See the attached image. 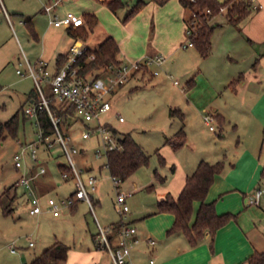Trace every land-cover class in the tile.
Instances as JSON below:
<instances>
[{"label": "crops", "instance_id": "0c3cea01", "mask_svg": "<svg viewBox=\"0 0 264 264\" xmlns=\"http://www.w3.org/2000/svg\"><path fill=\"white\" fill-rule=\"evenodd\" d=\"M144 2L138 12L126 22L122 21L121 29H110L105 38L111 35L116 39L118 59L122 62L161 55L164 60L154 64L161 66L166 58H173V64L178 59L185 81L180 90L183 98L166 106L169 117L177 119L175 126L167 125L162 129L161 142L156 148L159 161L162 155L164 164H171L165 180L160 183V195L148 204L144 202L129 217L130 208L124 218L120 212L124 222L136 225L139 238L131 248L129 260L131 264H251L247 258L256 251H264V0H249V13L237 22H230L224 12L214 15L211 19L215 24L212 47L206 57L194 45H182L187 39L190 11L180 0ZM122 8L114 13L103 0H91L87 11L98 18L92 31L104 18H110L111 12L117 14ZM4 21L3 25H7ZM83 25H86L85 19ZM70 38L66 50L59 53L68 52L76 40ZM83 42L87 44V41ZM58 54L52 65L46 61L51 71L56 68ZM152 66L133 72L126 82L133 83L130 92L144 88L160 74H154ZM118 87L111 94L117 92ZM173 108L179 109L183 116H171ZM208 113L214 116L216 127L214 130L209 128L212 132L207 133L205 127L209 125L205 115ZM125 121L124 117L120 122ZM181 127L185 129L186 141L173 148L166 140ZM227 151L231 155L228 162L225 158ZM201 160L223 162V169L215 175L205 201L214 202L216 212L228 214L229 218L214 234L207 230L197 243H192L184 232L171 230L175 214L159 211L158 202L167 194L178 196L187 177ZM58 168L61 170L59 165ZM87 170L89 173L94 171V166L89 164ZM44 175H40L36 182L43 199L51 196L47 194L49 189L41 186ZM257 188L263 189L260 203L249 204L248 199ZM26 200L28 203V198ZM199 206L200 201L195 200L190 223L194 221ZM96 234L93 237L95 249L89 248L84 253L88 254L84 264H102L105 251L97 247ZM149 237L155 238V244L148 242ZM70 252L71 249L67 260L61 264L67 263ZM77 252L72 251L71 255Z\"/></svg>", "mask_w": 264, "mask_h": 264}, {"label": "rangeland", "instance_id": "374dc122", "mask_svg": "<svg viewBox=\"0 0 264 264\" xmlns=\"http://www.w3.org/2000/svg\"><path fill=\"white\" fill-rule=\"evenodd\" d=\"M54 1L0 0V123L7 121L25 105L28 92L36 89L35 82L27 73L25 56L32 63L42 59L52 65L58 51H65L71 42L64 25L56 27L50 23L52 15L58 13L63 16L67 11L83 15L88 12L91 0H63L49 14L45 11V6ZM136 2L137 0H124V7L117 14L111 12L110 18H104L90 32L86 40L89 47L97 48L110 29H121V19ZM28 19L31 26L25 24ZM3 20L7 25H3ZM31 27L38 37L32 34ZM172 59L166 58L161 66H152V69L158 70L160 74L154 76L152 82L144 88L130 92L133 83L128 82L109 96L114 109L102 114V121L110 123L120 133L130 132L134 139L143 145L144 151L150 154L147 165L141 166L124 181L119 182V190L105 165L106 158H96L94 155L95 150L100 147L99 132H95L90 138L81 136L82 130L89 129V125H94L96 121L86 124L76 117L70 127L64 128L65 134L70 137V144L81 150L80 153L74 154V159L85 180L89 173V164L94 166V171L89 174L96 175L98 179L95 188L86 181L93 208L86 201L80 200L73 209L63 208L58 216L48 211L39 215L30 212V205L26 200L28 195L24 188L18 185L20 170L15 165L14 156L20 148V142L37 139L38 128L35 120L24 119L20 110L17 135L7 134L5 138L0 139V195L4 205L9 202L5 191L9 189L11 196L16 193L9 214H5L0 207V264H30L31 260L55 239L69 245L71 252L78 251L72 255L70 252L66 264H84V259L88 256L84 253L88 252L89 248L95 249L93 237L98 232L97 220L106 227L120 219L118 191L127 193L126 203L130 208L127 217L144 202L148 204L160 195L159 187L162 181L158 179L155 170L166 176L171 164L160 163L156 148L161 142L162 129L167 125L175 126L177 121L176 117H169L166 106L184 96L180 92L185 81L183 69L179 66L178 59L174 64ZM17 67L22 69L25 75L18 74ZM43 86L49 91L45 82ZM116 113L124 116L126 121L120 122ZM205 131L212 132L208 126ZM40 155L44 157L48 169L42 176L41 183V186L45 185L49 189L47 194L57 199L72 194L76 189L75 181L72 176L64 180L58 168V163L68 162L60 144L54 143L49 151H41ZM229 156L230 152L227 151L226 162ZM152 184V189H149ZM110 235L115 249L118 234L112 231ZM31 241L34 243L32 246ZM12 248H15L17 253H12ZM102 264H112L106 251Z\"/></svg>", "mask_w": 264, "mask_h": 264}, {"label": "built area", "instance_id": "2783aa9c", "mask_svg": "<svg viewBox=\"0 0 264 264\" xmlns=\"http://www.w3.org/2000/svg\"><path fill=\"white\" fill-rule=\"evenodd\" d=\"M61 1L63 0H55L49 3L45 6V11L51 14L53 9L56 8ZM207 11L210 12V9ZM50 23L54 26H79L84 23V18L73 11H67L63 16L58 13L53 14L50 18ZM186 33L187 35L191 33L190 28L187 27ZM182 45L183 47L191 46L193 42L187 38ZM89 48L90 47L83 41L76 39L68 50L67 60L56 71H51L48 68L47 62L42 59H38L35 63H32L28 57L25 56L27 73L35 82L39 94V98H31L28 100L25 105V112L30 118L35 120L38 131L37 139L30 142H20V148L14 157L15 165L17 169L20 170L18 185L23 187L27 193L30 212L33 214L39 215L43 211H48L58 216L61 214L63 208H72L80 200L86 201L88 205L93 208L92 200L87 190V184L95 188V183L97 182V178L94 174L88 173L86 180L83 178L81 173L82 170L78 168L74 159V154L80 153L81 150L75 145L70 144V137L60 128L62 119L57 111L51 109V98L47 96L43 83L45 82L47 84L48 90L52 94V99L57 103H70L75 106V115L77 118L81 119L86 124H90V122L94 120L96 121L94 125H89V129H83L81 136L83 138H90L92 134L99 132L100 147L95 150L94 155L96 158L104 156L107 162L108 153L121 147L117 136L112 131V125L108 122H103L101 118L102 114L110 112L113 109V103L109 99V96L116 87L126 83L133 72L148 68L154 64H159L164 60L163 56L157 55L147 56L143 59L130 62H121L119 64L108 63L104 67V71L101 75L95 76L91 72L81 75L80 70L84 62L79 61V59L83 56H87V60H93L96 57V54L91 52ZM17 72L25 75L20 68L17 69ZM153 73L158 74V70H155ZM176 83H178V81H176ZM43 108L48 111L55 128V132L52 134H44L43 130L38 125V111ZM116 115L120 121L124 120V116L119 113H116ZM205 121L211 130L215 129V118L211 113L205 115ZM54 143L60 144L62 153L68 161L65 164L70 169L61 170V175L65 180L72 176L75 181L76 189L72 194L63 199H57L53 196H48L43 199L37 190L36 182L38 177L46 174L48 169L44 157H41L40 154L41 151H44V153L45 150L49 151L54 146ZM112 178L119 190L120 180L116 177ZM262 193L263 189L257 188L254 194L249 197L248 203L258 205ZM126 199L127 193L118 191L117 203L119 204L123 218L129 210ZM97 226V246L99 249L108 252L112 264H131L129 260L131 248L133 244L139 242V238L136 236V226L124 222V225L118 232V240L115 249L112 245V238L110 237V232L113 231L112 226L104 227L98 220ZM148 242L153 245L155 244V239L149 237ZM33 244V241H31L30 245ZM12 251L15 252L16 249L12 248ZM152 261L153 260H151V262Z\"/></svg>", "mask_w": 264, "mask_h": 264}, {"label": "trees", "instance_id": "16d2710c", "mask_svg": "<svg viewBox=\"0 0 264 264\" xmlns=\"http://www.w3.org/2000/svg\"><path fill=\"white\" fill-rule=\"evenodd\" d=\"M103 1L106 2L109 9L114 13H116L118 9L124 7V0ZM158 1L163 2V0ZM180 2L190 11V16L187 19V27L190 28L191 33L187 35V38L193 42V45L199 50L203 57H206L210 53L212 47L211 37L215 28V24L211 23L213 16L224 12L230 22H237L249 13L250 7L249 0H180ZM144 3V0H137V2L128 9L122 21L126 22L142 8ZM208 9H210V12L207 11ZM83 17L86 21V25L82 24L76 27L68 26L67 32L74 39L86 41L92 29L98 23V18L91 12H85ZM25 24L31 26L30 19L26 20ZM31 30L32 34L37 37L33 27H31ZM89 50L94 52L96 57L93 60H87V56H83L79 59V61L84 62L80 70L81 75L91 72L93 75L98 76L103 73L104 67L108 63L119 64L122 62V60L118 59L119 45L116 39L111 35L104 38L97 48L90 47ZM67 57L68 52L58 54L55 71L63 65ZM46 92L47 96L51 98V109L57 111L62 119L60 128L64 131V128L67 129V127H70L77 117L75 115V106L70 103L59 104L52 99L50 91ZM29 96V99L39 98L37 89L31 90ZM25 105H22L7 121L0 123V139L5 138L7 134L12 136L17 135L20 123V110L22 111L24 119L30 118L25 112ZM170 113L171 116L175 114L183 116L177 108L171 109ZM37 118L38 125L43 130L44 134H52L55 132L50 115L45 108L38 111ZM112 131L117 136L121 147L108 153L106 165L112 177L124 181L138 168L148 164L150 154L144 151L130 133H120L114 126H112ZM185 141L186 132L184 127H181L173 136L167 138L166 143H169L173 148H178L182 146ZM160 163H165V158L162 155L160 156ZM58 165L61 170H70L65 163H59ZM222 169V161L209 162L207 160H201L195 171L187 177L185 186L178 196L167 194L165 198L158 202L159 211H170L175 214V222L171 230H180L184 232L192 243H197L207 230L214 234L229 218L228 214H218L216 212L214 202L205 201L207 192L215 175L221 172ZM262 173L264 174V169ZM155 174L160 181L163 182L165 180V176L159 174L157 170H155ZM152 187L153 184L149 186V189H152ZM5 193L9 197V202L4 205L3 197L0 195V207L3 208L5 214H9L12 210V204L15 200L16 193L11 196L9 189H7ZM195 200L200 201V206L196 212L194 221L190 223ZM123 225L124 219L121 217L117 222L111 224L113 232L118 234ZM110 237L112 236L110 235ZM69 249V245L60 240H56L35 257L31 264H61L67 260ZM247 261L251 264H264V251L254 252L247 258Z\"/></svg>", "mask_w": 264, "mask_h": 264}]
</instances>
